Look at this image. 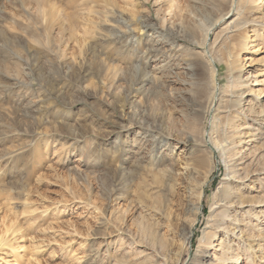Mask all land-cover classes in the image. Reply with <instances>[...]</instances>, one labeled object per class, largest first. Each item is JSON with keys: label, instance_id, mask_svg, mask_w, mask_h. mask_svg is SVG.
<instances>
[{"label": "rangeland", "instance_id": "1", "mask_svg": "<svg viewBox=\"0 0 264 264\" xmlns=\"http://www.w3.org/2000/svg\"><path fill=\"white\" fill-rule=\"evenodd\" d=\"M239 1L246 45L231 0H0V264H264L214 208L218 146L260 123L225 213L264 229V0Z\"/></svg>", "mask_w": 264, "mask_h": 264}, {"label": "bare ground", "instance_id": "2", "mask_svg": "<svg viewBox=\"0 0 264 264\" xmlns=\"http://www.w3.org/2000/svg\"><path fill=\"white\" fill-rule=\"evenodd\" d=\"M240 4H242V1L231 0L230 10L226 14V17L229 16L230 14H237V15L235 17H233L232 20L230 21V23L228 25L229 26L228 31L230 29H232V31L234 32V33L229 35V37L233 36V43L234 44H236L238 42V44H244L245 43L244 45H246L247 41L245 40V37L247 35L242 36L241 34L237 33L238 31L244 29L248 23V19H245L243 17V13L242 12L240 14L238 13V11H241V6H239ZM261 7L262 6H259V9H262ZM237 9H238V11H236ZM231 12H233V13H231ZM231 17H232V15H231ZM261 49H263L262 43H257L256 47L249 49V53L250 54H256ZM245 58H247V57H245ZM240 68H242V66H240ZM243 71L245 72L246 69L243 68ZM247 73H248L247 74L248 77L247 78L242 77L241 81L239 80V83L237 84L238 86L241 87L238 91V93L239 92L240 93L239 94L233 93L234 92V86H235L234 83H233L232 88H231L233 92L230 93L232 96H234L237 99L236 103L239 105H242V106L247 104L246 103L247 98L245 97V94L249 90L248 89L249 87H246V89L243 90V86H245L244 85L245 83H243L242 81L245 80L248 84L252 83L253 81L255 82V84H259V82H260V80L258 79L257 76L252 77L253 74L251 72H247ZM213 76H215V72H214ZM212 85H213L212 89L214 90L216 88V81H214V79H213ZM213 92H211V97L213 96ZM248 106H249L248 109H247V107L246 108L244 107L243 111L253 110L254 105L250 106L248 103ZM217 108L219 109V106ZM220 108H222V107L220 106ZM220 112H223V111H220ZM262 112H264V105H263ZM259 125H260V123L248 124V125H245L244 127H241L239 124L233 125L232 128H230V130H229L230 136H229V140H227V143H224L223 145L218 146V148L221 147V149H223V147H224V149L227 152L231 153V158H232L231 161L232 162L230 164L231 167L229 168L230 172H229L228 176L224 179L225 180L223 182L224 184H222V186H221L224 189L223 190L224 191V198L221 199L219 202H216L215 203L216 206L214 207L215 210L222 209V207H224L220 211V214L224 217V221L223 222L217 221L219 224H222V226H220L216 223V220L214 218L210 219V222L208 224L209 230L206 231V234H209L210 232H212L209 238L215 237V234H217V233H214L215 231H213V230L211 231V229L216 228V227H214L215 223L217 225V229L218 228L226 229L225 230V234L227 233L226 235L235 236V233H232V234H230V233L232 231H236L238 228L239 229V236L238 237L240 238L243 235H247L249 240L252 242V243L250 242V244L253 246H256L258 244V241L261 240V238H262V233H264V229L261 228L259 225H257L258 224L257 222L255 224L250 223V224H252V226L256 225L255 226V227H257L256 230H258V233L256 234L255 229H253V228L249 229L250 224L241 223V222H239V219L237 217H231L227 213H225L226 209H229L232 212H234L235 211L234 207L236 208L235 212L241 213V210H238V208H237L239 202L237 200H235L236 195H232V193H234V192L230 189L229 186L231 184H234L235 182H237V183L244 182L248 178L247 175L242 176L238 170H241V168L244 164H246L245 166H247L252 162L250 160V154L252 153L253 148H255L254 141H257V134H258V131L260 129ZM236 166H237L238 170L235 169ZM231 170H234V171H231ZM261 179L264 182V176H262ZM202 194H203V191H201L200 197H202ZM261 204L264 205V203H257V206L261 205ZM242 207H244V204L239 206V208H242ZM261 218L262 217L258 213L254 214V220L255 221H262ZM231 226L233 227L232 230H231ZM211 243H212V241H211ZM219 245L221 246V249H223L225 247L223 240L220 241ZM203 248L204 247L202 246L198 250L197 256L194 259L196 264H206L205 262H202L204 260L202 258H205L204 256L206 253V250ZM260 248H261V251L264 253V247L261 246ZM8 253H9L8 251H4L3 253H1L0 254V260H6L7 261L5 255H8ZM200 257H201V259H200ZM262 258L264 260V256H262ZM234 260H235V264H242L243 263V260L241 259V255H238L237 257H235Z\"/></svg>", "mask_w": 264, "mask_h": 264}]
</instances>
